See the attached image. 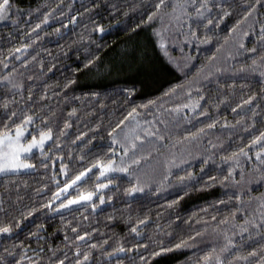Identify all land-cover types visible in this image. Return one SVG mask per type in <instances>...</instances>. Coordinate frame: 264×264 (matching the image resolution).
<instances>
[{
	"label": "trees",
	"instance_id": "16d2710c",
	"mask_svg": "<svg viewBox=\"0 0 264 264\" xmlns=\"http://www.w3.org/2000/svg\"><path fill=\"white\" fill-rule=\"evenodd\" d=\"M11 4L0 130L51 137L0 175V264H264V0Z\"/></svg>",
	"mask_w": 264,
	"mask_h": 264
},
{
	"label": "snow or ice",
	"instance_id": "6c2138e0",
	"mask_svg": "<svg viewBox=\"0 0 264 264\" xmlns=\"http://www.w3.org/2000/svg\"><path fill=\"white\" fill-rule=\"evenodd\" d=\"M161 4H163V0H160V4L157 5V8H159ZM200 7L205 8L206 4L201 3ZM11 8H12L11 0H0V20H3L7 17ZM249 11H251V9ZM197 15L198 16L202 15V13H200L199 10H197ZM149 18L151 19V16ZM208 23H211V21H208ZM193 35H195V33H193ZM262 37H264V25H262ZM249 99H251V97H249ZM132 111L135 112V109H133ZM31 120H32L31 116H24L23 121L20 124L14 125L15 134H13L11 129H8L7 127L3 130H0V172L32 167V164L28 160L24 159L22 157V154L31 151V149L34 146L43 147L44 142L51 137V130L48 129L45 131H41L39 134V138H37L34 135L32 136L31 140L27 142V144L22 143V137L24 135V132L26 131L24 125L30 122ZM117 127H119V125ZM261 138H264V133H261V136L256 137L255 139L259 141ZM133 147H135V145H133ZM126 151L127 149H125V152ZM260 151L264 152V148H262ZM241 152H243V150H241ZM257 156L259 157V153H257ZM262 163H264V161H262ZM95 166L99 168V172H98L99 176H105L106 173L115 170L112 159H109L106 162L102 160H97ZM61 170L62 171L64 170L63 165H61ZM120 170L127 171V169H120ZM88 171L89 169L85 168L83 171H81L76 176H74L72 180L64 184V191H67L70 185L75 184L77 181H79L81 177H83L85 173H87ZM106 186H107L106 184H97L95 187L97 190H99ZM132 190L133 191L136 190L135 186H133ZM93 195L94 193L91 191L81 192L79 195L68 199L67 204L76 203L81 200H85V201L91 200ZM101 200H103V197H101ZM10 231L11 229L7 225L0 226V233H7ZM133 231H135V229H133ZM161 251H163V249H161ZM85 258H86V254H85ZM216 259L217 261H219V257H217Z\"/></svg>",
	"mask_w": 264,
	"mask_h": 264
},
{
	"label": "rangeland",
	"instance_id": "374dc122",
	"mask_svg": "<svg viewBox=\"0 0 264 264\" xmlns=\"http://www.w3.org/2000/svg\"><path fill=\"white\" fill-rule=\"evenodd\" d=\"M2 21L3 20H0V24H1ZM24 127L26 128V131L24 132V135L22 137V143L27 144V142L29 140H31V138H32V135H31V122H28L27 124H25ZM13 134H15V132ZM36 137L39 138V136H36ZM49 141H50V138L44 142L43 147L34 146L31 149V151H29L27 153H23L22 154V157L24 159H26L27 157H29L34 152H40ZM30 170H31V167H28V168H20V169H15V170H8L6 172H0V175H3V174H13V173H22V172H28ZM81 202H84V200L83 201H78L76 203H72V204H69V205L70 206H72V205L74 206L75 204H78V203H81ZM7 235H8V232L7 233H0V238L3 237V236H7Z\"/></svg>",
	"mask_w": 264,
	"mask_h": 264
}]
</instances>
